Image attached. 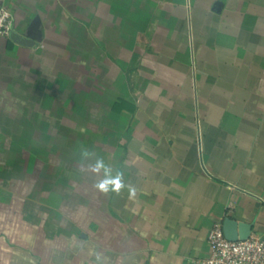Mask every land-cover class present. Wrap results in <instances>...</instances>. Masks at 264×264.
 <instances>
[{
  "label": "crops",
  "instance_id": "crops-1",
  "mask_svg": "<svg viewBox=\"0 0 264 264\" xmlns=\"http://www.w3.org/2000/svg\"><path fill=\"white\" fill-rule=\"evenodd\" d=\"M0 5V264H191L226 216L264 236V0Z\"/></svg>",
  "mask_w": 264,
  "mask_h": 264
},
{
  "label": "built area",
  "instance_id": "built-area-1",
  "mask_svg": "<svg viewBox=\"0 0 264 264\" xmlns=\"http://www.w3.org/2000/svg\"><path fill=\"white\" fill-rule=\"evenodd\" d=\"M11 10L0 5V36L13 31ZM223 220L216 222L208 235L210 255L191 264H264V236L250 235L245 240H228L223 232Z\"/></svg>",
  "mask_w": 264,
  "mask_h": 264
},
{
  "label": "clouds",
  "instance_id": "clouds-1",
  "mask_svg": "<svg viewBox=\"0 0 264 264\" xmlns=\"http://www.w3.org/2000/svg\"><path fill=\"white\" fill-rule=\"evenodd\" d=\"M90 170L93 173L99 174L101 171L104 173V178L100 180L95 188L102 194H108L109 192H115L117 194L125 187L123 183L122 173L117 172L114 176L111 174V170L104 164L103 160H97ZM129 198H134L136 190L129 187Z\"/></svg>",
  "mask_w": 264,
  "mask_h": 264
},
{
  "label": "water",
  "instance_id": "water-1",
  "mask_svg": "<svg viewBox=\"0 0 264 264\" xmlns=\"http://www.w3.org/2000/svg\"><path fill=\"white\" fill-rule=\"evenodd\" d=\"M222 227L225 237L231 241L245 240L252 234L251 224L238 221L229 216L223 219Z\"/></svg>",
  "mask_w": 264,
  "mask_h": 264
}]
</instances>
